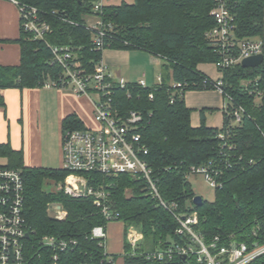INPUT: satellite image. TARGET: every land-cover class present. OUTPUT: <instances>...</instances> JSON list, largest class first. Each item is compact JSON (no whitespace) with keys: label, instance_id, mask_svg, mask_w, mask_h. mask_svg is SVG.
<instances>
[{"label":"trees","instance_id":"trees-1","mask_svg":"<svg viewBox=\"0 0 264 264\" xmlns=\"http://www.w3.org/2000/svg\"><path fill=\"white\" fill-rule=\"evenodd\" d=\"M17 1L35 7L50 31L36 39L19 24L20 61L0 64V89L42 87L47 81L60 84L64 69L53 59L52 45L68 47L87 73L94 70L105 48L141 49L161 58L164 72L159 83L141 86L128 82L123 88L114 83L111 95L121 110L142 115L138 131L147 146L145 159L160 197L167 204L174 203L177 213H196L192 227L206 245L217 237V245L245 242L249 249L264 246V60L256 67L238 63L217 68L223 90L231 98L227 110L222 109L221 127H207L203 115L200 125L192 126L191 108L184 101L188 90L214 89L213 79L198 69L200 63L219 60L206 35L215 25L211 14L214 0H120L106 2L97 10V0ZM225 1L232 16L234 42L262 39L264 0ZM90 17H98L104 24L102 48L94 47L87 27ZM239 106L242 113L235 123L231 110ZM82 127L74 114L62 120V130ZM0 157L6 158L0 165L19 170L23 180L22 212L28 232L23 264H115L119 257L122 264H205L195 253L174 251L161 260L149 256L176 245L198 244L190 234L176 232L178 221L149 194L146 180L127 173H86L89 185L108 191L110 209L124 223L122 253H108L104 239L92 235L94 227L106 229L109 222L93 196L72 197L51 188V183L65 179L67 170L26 166L22 150L13 149L8 142L0 143ZM205 165L215 171L214 199L195 205L196 194L188 176L191 167ZM52 204L64 208L63 219L50 214ZM128 227L142 233L135 248L126 240ZM44 236L75 243L60 250L45 245ZM246 264H264V251Z\"/></svg>","mask_w":264,"mask_h":264},{"label":"built area","instance_id":"built-area-1","mask_svg":"<svg viewBox=\"0 0 264 264\" xmlns=\"http://www.w3.org/2000/svg\"><path fill=\"white\" fill-rule=\"evenodd\" d=\"M17 6L19 22L23 29L29 31L34 38L43 39L50 26L40 21L35 7H25L17 0H8ZM107 0H97L94 9L97 10ZM215 6L211 14L215 25L207 33L212 44L219 53V60L214 64L218 68L240 64L245 57L263 53L264 45L261 39H246L234 42L232 16L226 7L225 0H214ZM87 27L92 32V40L96 49L102 48L105 27L100 18L88 21ZM236 48V49H235ZM53 59L63 67V77L60 84L47 81L43 87H55L72 91L76 95H95L93 100V118L97 126L83 125L82 128H67L61 133L62 168L69 174L62 182L56 184V189L63 190L72 197L92 195L96 206L108 221L118 218V213L110 209L108 204L109 193L103 186L94 188L88 184L86 173H101L104 175H117L127 173L134 177L142 178L147 182L149 194L159 201V204L170 210L179 223L176 232L188 233L198 247L176 245L174 249L157 251L149 254L161 260L164 254L171 255L176 251L187 255L195 253L199 262L205 264H246L264 251L263 247L249 249L245 242L231 243L229 246L217 245L216 240L210 245L203 243L201 237L193 230L192 224L197 222L195 212L190 215L177 213L174 203L167 204L160 197L159 190L152 178V170L145 159L148 152L146 144L142 141L138 131L142 115L138 111H123L114 105L112 99L114 83L123 88L128 81L122 77L113 80L106 65L100 60L95 64L92 72H85L80 67L72 52L66 46H51ZM157 83L161 81L157 76ZM138 85L145 86L143 80L136 81ZM214 89L220 92L224 99L223 110H227L230 96L223 90L221 78L213 79ZM180 86V83H172ZM260 93H258L259 97ZM151 97V94H150ZM235 123L240 120L242 108L239 106L231 110ZM223 138V134H219ZM209 166L191 167L190 174L202 173L209 183L215 187L217 181ZM215 173V171H214ZM189 174V175H190ZM23 180L20 171L0 165V264H23L22 249L24 239L28 234L22 212ZM50 214L57 218L65 217V210L60 205L52 204ZM92 235L102 238L106 242V230L103 226L92 229ZM126 240L135 248L142 239V233L135 227H128ZM45 245L63 250L69 242L56 239L53 236H44L41 240ZM56 258V255L53 256Z\"/></svg>","mask_w":264,"mask_h":264},{"label":"crops","instance_id":"crops-1","mask_svg":"<svg viewBox=\"0 0 264 264\" xmlns=\"http://www.w3.org/2000/svg\"><path fill=\"white\" fill-rule=\"evenodd\" d=\"M131 1V0H129ZM109 3V1H106ZM116 3V2H114ZM92 18V17H91ZM94 19V17H93ZM92 19H88L90 21ZM19 12L8 0H0V64L17 65L20 61ZM264 45V35L261 39ZM101 61L113 80L122 77L128 82L143 80L145 85L157 83L162 75L163 60L141 49L105 48ZM198 69L212 79L222 76L214 63H200ZM95 95H76L55 87H24L0 89V143L8 142L15 150H22L26 166L61 168L62 120L76 115L83 125L95 127L93 100ZM184 101L191 108L190 123L197 127L204 116L207 127H221L224 99L216 89L188 90ZM2 164L6 163V158ZM108 253H122L124 240ZM115 264H122L119 257Z\"/></svg>","mask_w":264,"mask_h":264},{"label":"rangeland","instance_id":"rangeland-1","mask_svg":"<svg viewBox=\"0 0 264 264\" xmlns=\"http://www.w3.org/2000/svg\"><path fill=\"white\" fill-rule=\"evenodd\" d=\"M109 2H119L120 0H107ZM129 1V0H127ZM132 1V0H131ZM93 19V18H89ZM4 162V159L0 158V164ZM188 181L196 195H201L203 199L212 201L214 199V187L209 183L202 173H192L188 176ZM57 183H51V188L55 189ZM129 193V191H127ZM109 241L107 244L108 250H113L121 244L124 240L125 227L122 221H109L107 224ZM106 230V229H105ZM106 248V247H105ZM117 254V253H116Z\"/></svg>","mask_w":264,"mask_h":264},{"label":"water","instance_id":"water-1","mask_svg":"<svg viewBox=\"0 0 264 264\" xmlns=\"http://www.w3.org/2000/svg\"><path fill=\"white\" fill-rule=\"evenodd\" d=\"M263 60H264V54L260 53V54L251 55V56L243 58L240 64L243 67H256V66H259L263 62ZM202 201H203V198L201 195H195L192 199V202L195 205H200ZM26 236H28V234Z\"/></svg>","mask_w":264,"mask_h":264}]
</instances>
